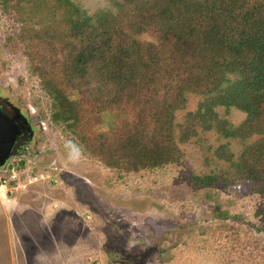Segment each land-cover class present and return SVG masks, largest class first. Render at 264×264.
Masks as SVG:
<instances>
[{
    "label": "rangeland",
    "instance_id": "obj_1",
    "mask_svg": "<svg viewBox=\"0 0 264 264\" xmlns=\"http://www.w3.org/2000/svg\"><path fill=\"white\" fill-rule=\"evenodd\" d=\"M69 1L89 16L112 13L126 40L154 43L148 9L118 0ZM68 8L59 0H0V95L26 106L35 130L29 155L11 161L23 165L0 170V264H264V187L217 157L223 149L235 161L246 146L264 142V129L244 141L196 129L176 144L177 161L135 167L124 155V134L139 126L135 101L150 92L134 88L133 104L105 112L77 99L65 73L68 50L78 48L69 37ZM137 26L145 32L134 33ZM87 89L107 91L106 98L120 93ZM51 90L76 102L54 105ZM198 102L187 95L175 124L183 127ZM69 112L78 118L76 132L52 119ZM216 112L233 128L246 119L234 109ZM208 176L217 179L195 180Z\"/></svg>",
    "mask_w": 264,
    "mask_h": 264
},
{
    "label": "trees",
    "instance_id": "obj_2",
    "mask_svg": "<svg viewBox=\"0 0 264 264\" xmlns=\"http://www.w3.org/2000/svg\"><path fill=\"white\" fill-rule=\"evenodd\" d=\"M59 1L73 13L71 18L66 12L69 37L78 42V48L76 54L68 50L65 73L77 86V99L105 112L123 102L133 104L134 88L144 94L150 92L146 100L135 101L140 108L139 126L124 134V155L133 158L135 167L177 161L180 154L176 144L195 137L196 129L241 141L246 133L259 134L264 129V0H118L124 6L138 5V10L151 13L156 35L154 43L144 44L126 40L117 17L109 11L89 16L69 0ZM133 32L145 30L137 26ZM28 58L33 62L29 54ZM90 87L120 88V93L106 98L107 91L104 96L91 94L87 92ZM49 95L54 105L76 102L63 99L55 90ZM80 95H84L83 100ZM92 95L95 102L87 103ZM187 95L199 97V102L194 112L185 115L182 127L175 124V114L185 108ZM218 108L237 110L246 119L233 128L218 118ZM52 119L66 123L74 132L78 128V118L71 112ZM220 151L218 158L237 165L236 175L264 187L262 140L246 146L235 161L228 152ZM216 179L195 178L202 185ZM259 193L264 195V190Z\"/></svg>",
    "mask_w": 264,
    "mask_h": 264
},
{
    "label": "flooded vegetation",
    "instance_id": "obj_3",
    "mask_svg": "<svg viewBox=\"0 0 264 264\" xmlns=\"http://www.w3.org/2000/svg\"><path fill=\"white\" fill-rule=\"evenodd\" d=\"M27 112L26 106H16L10 100L0 95V114L7 119L11 128L16 131V139L12 147V154H15H11L8 160L9 164H11L14 158L21 159V156L25 157V155H29L30 144L35 130L30 112ZM36 126L39 131L44 130L42 123L37 122Z\"/></svg>",
    "mask_w": 264,
    "mask_h": 264
},
{
    "label": "water",
    "instance_id": "obj_4",
    "mask_svg": "<svg viewBox=\"0 0 264 264\" xmlns=\"http://www.w3.org/2000/svg\"><path fill=\"white\" fill-rule=\"evenodd\" d=\"M16 139V131L0 114V170L5 169L12 154V147Z\"/></svg>",
    "mask_w": 264,
    "mask_h": 264
},
{
    "label": "built area",
    "instance_id": "obj_5",
    "mask_svg": "<svg viewBox=\"0 0 264 264\" xmlns=\"http://www.w3.org/2000/svg\"><path fill=\"white\" fill-rule=\"evenodd\" d=\"M19 165H20L19 162L15 166H13V163L10 164V166L7 164L6 168H10L9 169V173H13V172H15L17 170V168L19 167ZM14 177H15V175H12V176H10V179L12 180V179H14Z\"/></svg>",
    "mask_w": 264,
    "mask_h": 264
}]
</instances>
